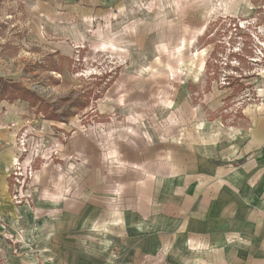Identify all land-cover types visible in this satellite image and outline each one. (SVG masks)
<instances>
[{
    "label": "rangeland",
    "instance_id": "374dc122",
    "mask_svg": "<svg viewBox=\"0 0 264 264\" xmlns=\"http://www.w3.org/2000/svg\"><path fill=\"white\" fill-rule=\"evenodd\" d=\"M2 132L0 264H139L140 190L264 216V0H0Z\"/></svg>",
    "mask_w": 264,
    "mask_h": 264
},
{
    "label": "crops",
    "instance_id": "0c3cea01",
    "mask_svg": "<svg viewBox=\"0 0 264 264\" xmlns=\"http://www.w3.org/2000/svg\"><path fill=\"white\" fill-rule=\"evenodd\" d=\"M11 139L0 135V206L10 194L7 170L16 158ZM187 188L188 193L170 201L140 190L125 202L129 246L122 245V251H137L139 264H264L258 200H248L242 194L246 189L234 183L224 192L222 183H215V192Z\"/></svg>",
    "mask_w": 264,
    "mask_h": 264
},
{
    "label": "trees",
    "instance_id": "16d2710c",
    "mask_svg": "<svg viewBox=\"0 0 264 264\" xmlns=\"http://www.w3.org/2000/svg\"><path fill=\"white\" fill-rule=\"evenodd\" d=\"M239 80H240V79H239ZM239 85H243V83L240 82Z\"/></svg>",
    "mask_w": 264,
    "mask_h": 264
}]
</instances>
